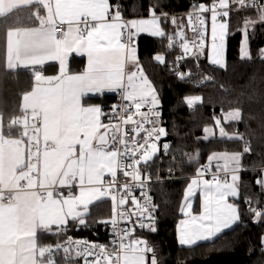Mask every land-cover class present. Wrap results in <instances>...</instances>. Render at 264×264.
Here are the masks:
<instances>
[{
	"label": "snow or ice",
	"instance_id": "snow-or-ice-1",
	"mask_svg": "<svg viewBox=\"0 0 264 264\" xmlns=\"http://www.w3.org/2000/svg\"><path fill=\"white\" fill-rule=\"evenodd\" d=\"M33 6L37 7L35 18L39 27L7 33V67L27 68L58 61L60 75L44 77L41 71H35L38 87L23 97L24 108L31 109L32 120L42 119V128L33 124L29 143L35 150L30 148L28 163H25L24 149L19 147L21 140H6L0 133V264H57L56 254L60 252L66 264H71L73 255L82 259L83 264H158L155 248L134 234L137 228L151 233L157 231L154 215L157 206L148 194L152 177L142 172L141 166L150 165L161 150L159 141L168 133L161 126L160 95L139 63L136 38L141 33L167 38L169 50L178 44L182 55L175 58L176 66L170 71L184 81L191 71L181 72L180 64L191 57L199 65L206 47L207 14H210V63L226 69L230 13L253 9L258 12L259 22L264 23V0H210L208 4H193L186 24L183 18L163 11L159 2L149 4V18L130 20L122 16L121 5L110 0H54V3L53 0H29L28 7ZM39 8L47 14L41 16ZM57 20L66 26L59 36ZM166 23L175 27L173 34L162 27ZM255 24L250 18L244 20L241 59L251 58L248 32L254 30ZM186 28L191 30V37L186 35ZM73 53L87 56V69L82 74L68 73L67 62ZM258 55L264 59V49ZM154 59L161 65L166 63L163 54H156ZM127 65L134 66V70L126 71ZM105 92L119 95L120 103L113 105L111 114L99 106L84 103L89 93L103 95ZM200 102L199 96L186 98L190 108ZM143 108L147 111H142ZM113 115L121 123H113ZM104 116L109 117L108 123L102 121ZM224 120L240 121L241 111L237 108L227 112ZM23 124L25 131L21 135L27 136V118ZM215 124L220 137L243 139L239 134L229 136L219 117L215 118ZM127 125L131 128L126 129ZM203 131L204 140L216 134L212 127H205ZM40 132L42 152L40 137L36 135ZM5 145L9 146L7 151ZM169 149L170 144L165 142L162 145L165 155ZM251 151L245 141L242 151L213 153L208 163L197 169V178L187 185L180 207L185 217L177 228L181 246L191 248L200 242H212L241 221L237 202L241 196L239 173L243 169L244 154ZM198 159V151L188 156L189 162H198ZM213 160L223 164L217 163L211 179H204L211 171ZM41 164L42 179L37 191L33 174ZM118 170L130 178L129 182L117 186ZM221 171L228 175L221 178ZM260 171L255 183L264 190V167ZM106 174L110 180L104 179ZM21 181H26V186ZM137 188L142 201L135 195ZM63 189H67V194ZM197 191L202 195V205L201 211L194 214L193 198ZM105 196L111 197L113 206L112 218L104 221L112 227L111 250L105 245L71 238L58 242L55 248L37 246L38 231L62 236L68 231L70 220L87 227L89 205ZM129 201L132 206L125 207ZM244 202L246 211L256 222L264 220V207H253L251 197H246ZM121 222L129 226L121 227ZM260 245L264 250V235L260 237Z\"/></svg>",
	"mask_w": 264,
	"mask_h": 264
},
{
	"label": "trees",
	"instance_id": "trees-1",
	"mask_svg": "<svg viewBox=\"0 0 264 264\" xmlns=\"http://www.w3.org/2000/svg\"><path fill=\"white\" fill-rule=\"evenodd\" d=\"M112 4L121 5L122 15L129 18L148 17L150 3L159 2L163 11L170 16L189 12L193 4L210 3V0H111ZM37 7L19 6L0 16V114L4 120L14 118L23 109V96L31 91L36 83L35 71L46 74L59 71L58 63H49L41 67H17L9 69L7 33L16 28H26L39 24L35 18ZM44 12L39 8V14ZM209 15L210 18V14ZM187 18L182 16L180 18ZM245 18L256 21L255 28L249 29L250 59H241L240 48L243 40L241 29ZM187 21V19H186ZM169 34L175 32L170 23L163 24ZM226 47V69L204 65L206 81L197 86L188 80H180L170 71V63L178 49L167 48V38H156L141 33L136 45L139 61L147 76L156 86L161 108L168 118L169 136L173 140L172 151L168 156L156 157L150 162L154 175L168 177L169 169H181L179 179H166L156 184L159 201L158 227L155 233L147 237L155 244L158 251V264H264V250L261 249L260 237L264 235V220L256 222L254 216L246 211L245 198L251 197L258 207H264V190L255 181L264 167V59L258 52L264 49V23L259 22L258 12L253 9L233 10L229 17V34ZM156 54H164L166 63L155 61ZM85 56L74 55L71 59L72 71L85 69ZM189 96L201 97V102L191 108L186 103ZM115 93L91 95L85 97L87 103L105 104L114 100ZM241 111L240 121L224 122L222 126L229 136L239 134L243 139L222 138L216 132L214 137L204 140L203 129L215 124V118L221 116V110ZM251 146V153L244 154L245 169L240 181L241 196L237 201L241 209V221L232 229L225 230L212 242H200L191 248L178 243L177 227L182 217L180 207L184 194L200 164L208 161L216 150H243L245 141ZM199 152L198 162H189L188 156ZM174 157V159H173ZM253 205V204H252ZM113 216L111 197L102 199L90 207L86 220L87 227L72 221L68 231L57 237L50 233L39 232L40 246L63 242L71 235H89L95 238H107L110 221ZM251 249V251H250ZM80 258L72 259L71 263ZM65 259L57 264H65Z\"/></svg>",
	"mask_w": 264,
	"mask_h": 264
},
{
	"label": "built area",
	"instance_id": "built-area-1",
	"mask_svg": "<svg viewBox=\"0 0 264 264\" xmlns=\"http://www.w3.org/2000/svg\"><path fill=\"white\" fill-rule=\"evenodd\" d=\"M187 14H188V12L175 14L173 16H176V17L177 16H181V17L182 16H186L187 17ZM124 19L130 20L131 18L124 17ZM64 30H65V25L59 24L58 27H57L58 35H62ZM186 35H187V33H186ZM192 35L193 34H192L191 30L189 29V35H187V36L191 37ZM137 40H138V37L136 38V42H137ZM205 40H206V37H205ZM176 46H177L178 51H177L176 55L173 57V59L171 60V63H170V67L171 68H174L176 66L175 65V58L177 56H179V55H182V50L179 48L178 44ZM206 63H210V56L207 53L204 52L203 55H201V57L199 59V65L198 66H197L196 62L191 57H189V58L185 59L180 64L179 70L181 72H184L186 70H190L191 71V75L189 77H187L185 80L191 81L192 83L196 84L197 86H201L206 81V75H205L206 73L204 72V65ZM213 67H218V66H213ZM176 77H177V75H176ZM115 95H116V97H115L114 100L108 101V102H106L104 104V112L111 114L113 105H118L120 103V99H119L118 93H115ZM232 110H235V109H232ZM232 110H229V111H232ZM142 111H147V108H143ZM229 111L221 110V116L220 117H223V119H224V114H226ZM104 117H105L106 121L109 122V117L108 116H104ZM25 118H27V120H28V127H27L28 135L27 136H22L21 135L22 132L25 131V126L23 124V120ZM14 120H20L21 123L13 124L12 121H14ZM112 122L113 123H121L115 115L112 116ZM226 122H229V121H226ZM33 124H35L37 127L42 128V119H37L36 121H33L30 113H28L26 111H22L21 113H19L14 118H10V119L4 121V130H5V133L8 134L11 137L20 136V137H28L29 138V136L31 137L33 135ZM161 126H163L166 129L168 135L166 137H162L161 140L159 141V147L161 148V150L157 153L156 157H158V156L159 157L168 156L171 153L172 147H173V140L169 136L168 118L165 115L163 109H162V117H161ZM124 127L126 129H130L131 125H127V126H124ZM145 127H150V125H145ZM36 135H38L40 137V151H42V149H43L42 132L36 133ZM132 135L133 134L129 131V136H132ZM142 136H143V133H141V137ZM141 137H137V139H140ZM250 141H251V139L248 138L247 142H250ZM165 142L170 144V149H169V154L168 155H165V153L162 150V145ZM32 149L35 150L34 148H32ZM156 157H154V159ZM207 163H208V161L200 164L199 167L203 166V165H206ZM141 171L142 172H146L147 174L151 175V177H152V179L148 182V194L152 197L153 204H155L157 206L154 215L156 217V227H158L159 201H158V196H157V191H156V184L159 183V182H162V181H164L166 179L175 180V179L182 178L184 176L181 175V172H182L181 169H174V170H171V172L167 171V173L169 174L168 177H164L162 175H154L153 172H152L151 166L145 167V166L142 165L141 166ZM213 172H216V164L212 162L211 171L207 172L203 178L204 179H211V176H212ZM35 174L40 175L39 172H37ZM219 175H220L221 178H224L228 174H226L225 172L221 171L219 173ZM157 177H159V178L157 179ZM188 178H190V179L197 178V172L195 174H192V175L188 176ZM129 179L130 178H125L123 176V172L118 170V172H117V181H118L117 186H119L120 183L129 182ZM107 180H110V177L107 178L106 181ZM21 185L22 186H26V181H21ZM37 189L39 190V186H37ZM74 189H73V191H74ZM62 191L67 193V189H63ZM135 195L138 198H140L141 201H142L143 198L140 197V189H138V188L135 189ZM5 202H8V201H5ZM131 206H132L131 205V201H129V204L126 205L125 207H131ZM134 220H135V217H133V221ZM120 226L121 227H126V226H129V225H126L123 222H121ZM147 233H149L147 230H141V229L137 228V230H136L134 235L136 237H140L142 239H146L149 242V244H151L155 248L156 257H157L158 251H157V249L155 247V244L148 239ZM69 238H71L74 241L75 240H86L88 242L105 245V246H107L108 250H111L113 248V245H112L111 242L114 239V236H113V233H112L111 224H110V227H109V232H108V237L107 238L100 239V238H95V237H92V236H89V235H78V236L71 235ZM65 241L59 242V243H64ZM56 245H57V243H52V244H49L47 246H51V247L55 248ZM47 246H45V247H47ZM61 258L64 259L63 253L62 252L57 253L56 254V260H60ZM74 258H78V257L73 255L72 259H74ZM150 258L151 257H150V254H149V259Z\"/></svg>",
	"mask_w": 264,
	"mask_h": 264
},
{
	"label": "crops",
	"instance_id": "crops-1",
	"mask_svg": "<svg viewBox=\"0 0 264 264\" xmlns=\"http://www.w3.org/2000/svg\"><path fill=\"white\" fill-rule=\"evenodd\" d=\"M28 3H29V0H0V16L1 15H4V14H6L7 12H9V11H11V10H13L14 8H17V7H19V6H23V5H28ZM53 3H54V0H53ZM110 3H112L111 2V0H110ZM47 13H46V11L44 10V12L41 14V16H44V15H46ZM123 16V15H122ZM124 17V16H123ZM181 16H177V18L179 19ZM147 18H149V16L148 17H142V18H131V19H147ZM183 19H184V22H185V24L187 23V21H186V19L183 17ZM57 24L59 25L60 23H59V21L57 20ZM35 27H39V24H36V25H34V26H30V27H26V28H16V29H13V30H11V32H13V33H15L16 31H18V30H23V29H29V28H35ZM162 27H163V25H162ZM65 28H66V26H65ZM208 28H209V32H208V35L206 36L207 37V39H208V44H207V46L205 47V50H204V52L205 53H207L209 56H211L210 55V47H209V42H210V40H211V37H210V29H211V22H210V18H209V21H208ZM186 33H187V35H189V29H187L186 28ZM57 35H58V33H57ZM59 36V35H58ZM139 37V36H138ZM16 39V37L14 36L13 37V40H15ZM227 40V39H226ZM138 41V40H137ZM137 46V45H136ZM74 55H78V54H76V53H73L70 57H69V60H68V62H67V70H68V73L69 74H82V73H84L85 71H86V69H87V65H86V67H85V69H83V70H80V71H72L71 70V68H70V64H71V59H72V57L74 56ZM78 56H81V55H78ZM83 56H85V58H86V61H87V56L86 55H83ZM137 56H138V60H139V50H138V46H137ZM49 63H58V61H48V62H46L44 65H46V64H49ZM139 63H140V61H139ZM44 65H42V66H44ZM58 65H59V63H58ZM140 65H141V63H140ZM29 67H33V68H37V67H41L40 65H36V66H29ZM142 67V66H141ZM127 70H134V66H132V65H127L126 66V71ZM38 71H41V70H38ZM41 74H42V76H44V77H55V76H58V75H60V69H59V71L57 72V73H55V74H46L45 72H43V71H41ZM39 86H44V85H39ZM38 87V85H37V82L35 83V86H34V88L31 90V91H29V92H27L25 95H28V94H30V93H32L36 88ZM105 93H109V92H105ZM104 93V94H105ZM24 95V96H25ZM91 95H100V94H94V93H89L87 96H91ZM23 96V97H24ZM84 103L86 104V105H94V106H99V107H101V109L104 111V105L103 104H100V103H87V102H85V98H84ZM22 107H23V109H24V111H26V112H28V113H30L31 114V109H28V110H25V108H24V99H23V103H22ZM102 121L104 122V123H108L107 121H106V119H105V117H102ZM207 127H212L213 129H214V131H215V133L216 132H218V135H219V128L216 126V124H214V125H209V126H207ZM227 132V131H226ZM0 133H2L3 134V136H4V138L7 140V139H13V140H16V139H19V140H21V144L19 145V147H21L22 149H24V153H23V155H24V159H25V163H28V160H29V150H30V148H31V145H30V143H29V141H30V136H29V138L28 137H20V136H14V137H11V136H9L8 134H6L5 133V130H4V118H3V116L0 114ZM220 136V135H219ZM211 137H214V136H211ZM8 148H9V146H7V145H5V150L7 151L8 150ZM31 150H33L32 148H31ZM77 150H79V146H77ZM34 151V150H33ZM42 151H43V149H42ZM41 151V152H42ZM240 151H242V150H235V151H228V150H216V151H213L210 155H212L213 153H224V152H229V153H231V152H240ZM213 163H215L216 165H217V163H219V164H223V161H216V160H213ZM242 164H243V169L240 171V173H239V175H240V181H241V177H242V172L244 171V169H245V166H244V156H243V161H242ZM37 172H39V173H41L42 172V164L41 165H39L38 166V171ZM33 176H34V178L37 180V186H39V184H40V180L42 179V176L41 175H37V174H33ZM110 176L109 175H105V177H104V179L106 180L107 178H109ZM229 178H230V176H229ZM193 179V178H192ZM191 179V180H192ZM240 181H239V183H240ZM191 182V181H190ZM34 190H37L38 191V189L36 188V189H34ZM74 192L76 193V194H78V189H74ZM65 194H67V193H65ZM107 197H110V196H105V197H102L100 200H102V199H105V198H107ZM230 200L232 199V198H229ZM100 200H98V201H100ZM98 201H94L91 205H89V210H88V213H89V211H90V207L94 204V203H96V202H98ZM184 202V201H183ZM183 204V203H182ZM201 205H202V195H201V193L199 192V191H197V194H196V196L193 198V213L194 214H198L200 211H201ZM185 217L183 216V214H182V217L179 219V221L181 220V219H184ZM71 221V220H70ZM69 221V222H70ZM178 225H179V222H178ZM178 228V227H177ZM39 232L40 231H38L37 232V237H36V243H37V246L38 247H40V245H39V241H38V235H39ZM177 235H178V233H177ZM157 258V257H156ZM38 259H43V258H38ZM66 264V263H65ZM71 264H83V260L82 259H80L78 262H73V263H71Z\"/></svg>",
	"mask_w": 264,
	"mask_h": 264
},
{
	"label": "rangeland",
	"instance_id": "rangeland-1",
	"mask_svg": "<svg viewBox=\"0 0 264 264\" xmlns=\"http://www.w3.org/2000/svg\"><path fill=\"white\" fill-rule=\"evenodd\" d=\"M163 25V24H162ZM207 44H208V39H207V37H206V46H207ZM209 47H210V55H211V40H210V42H209ZM226 47H227V40H226ZM225 51H226V48H225ZM164 55V54H163ZM165 56V55H164ZM144 73H145V75L147 76V74H146V72L144 71ZM148 77V76H147ZM149 78V77H148ZM149 80H150V78H149ZM153 83V82H152ZM154 85V84H153ZM155 86V85H154ZM156 87V86H155ZM158 91V90H157ZM159 93V92H158ZM219 118L221 119V125L225 122V120L223 119V117H220L219 116ZM5 121V120H4ZM253 207H258V206H256V204L255 203H253V205H252Z\"/></svg>",
	"mask_w": 264,
	"mask_h": 264
}]
</instances>
